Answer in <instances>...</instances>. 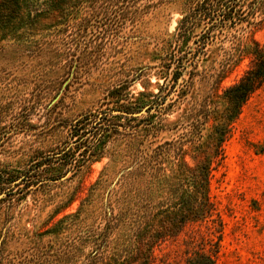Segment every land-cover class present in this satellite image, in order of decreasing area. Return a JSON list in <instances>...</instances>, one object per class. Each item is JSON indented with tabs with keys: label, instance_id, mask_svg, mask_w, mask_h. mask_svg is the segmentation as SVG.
Returning <instances> with one entry per match:
<instances>
[{
	"label": "rangeland",
	"instance_id": "374dc122",
	"mask_svg": "<svg viewBox=\"0 0 264 264\" xmlns=\"http://www.w3.org/2000/svg\"><path fill=\"white\" fill-rule=\"evenodd\" d=\"M198 1L143 0L121 19L113 2L63 0L44 15L28 19L25 14L11 29L0 30V172L5 179L18 176L0 195V264L38 242L84 238L104 226L111 210L117 213L110 204L137 145L129 136L137 125L131 119L145 120L141 129L151 121L158 129L145 139V150L182 141L192 131L186 118L195 101L210 100L219 115L225 113V91L252 67L257 44L264 50V0H250L236 21L210 38L192 67L185 100L166 112H147L165 99L166 84H173L168 68L173 73L201 53L194 42L202 28L182 44V53H173L184 13ZM177 97L172 88L166 104ZM118 99L136 109L117 108ZM216 123L210 122L207 136ZM230 132L210 184L223 222L217 264H264V84ZM104 135L105 148L95 150ZM194 146H184L182 159L190 167L201 160ZM81 203L82 215L68 221L59 236L50 232L38 238ZM217 218L186 225L155 249L152 264H186L202 236L214 232L217 241Z\"/></svg>",
	"mask_w": 264,
	"mask_h": 264
},
{
	"label": "trees",
	"instance_id": "16d2710c",
	"mask_svg": "<svg viewBox=\"0 0 264 264\" xmlns=\"http://www.w3.org/2000/svg\"><path fill=\"white\" fill-rule=\"evenodd\" d=\"M62 1L0 0V26L2 27L0 30L11 29L14 23L25 17V14L28 19L44 15ZM140 1L143 0H106L119 5L121 19H124L129 10L134 9ZM249 1L199 0L192 12L184 13L173 53L175 51L176 55L182 53V44H187L197 30L202 28V35L194 42L197 46L199 45L201 53L193 56L191 62L189 59L186 60L173 73L168 68V78L171 77L173 84L172 86L170 82L166 84V88L169 86V89L165 99L159 103L158 100L156 103L153 102L154 104L152 103L147 110L148 114L152 110L166 112L179 100H185L188 97L194 78L192 67L201 58L209 45L210 38L214 37L217 31L222 32L228 23L236 21ZM137 12L135 9L133 15L138 14ZM205 35L206 40L202 39ZM184 75L189 78L179 83ZM263 84L264 50L257 44L252 67L236 84L225 91L224 99L228 105L225 113L219 115L210 100L201 103L195 101L186 118L192 124L190 125L192 131L182 137V141L167 142L156 148L148 147L142 150L145 139L151 137V132L158 129H155L153 121L141 129V124L145 120L131 119L137 122V125L129 136L132 138V143L137 145L133 148L134 163L121 172L117 182L119 189L116 191L114 202L110 204L116 206L117 213L111 210L105 216L104 226L89 231L84 238L79 236L77 239L60 244L46 245L38 242L30 248L27 246L19 257L10 260L5 258L7 260L5 264H81V257L85 255L86 248L90 250L82 264H152L156 248L181 233L186 225L212 221L215 214L219 218H217V234H219L217 241L213 240L214 232L202 236V242L188 257L186 264H217L223 222L216 213L210 194L211 174L215 169L212 166L214 163L217 166L221 164L224 158L223 146L231 133L232 124L239 118L243 106ZM172 88L178 93V97L171 99L172 103L166 104ZM164 89L160 87V94ZM115 105L127 111L136 109L131 104L121 103L119 99ZM212 121L217 123L214 132L207 136L208 126ZM143 131L146 134L142 135ZM106 141H108L107 136H102L95 150L98 146L105 148ZM187 143L195 145L193 149L201 155V160L195 167H190L182 159L186 152L184 146ZM204 145H206L205 149ZM6 177L7 174L1 171L0 195L3 193L4 186L13 184L18 179V176L10 179H5ZM83 208L84 203H81L75 214L65 216L51 229L38 234V238L43 239L44 235L50 232H55L59 236L63 231L62 227L68 226V221H76L82 215Z\"/></svg>",
	"mask_w": 264,
	"mask_h": 264
}]
</instances>
